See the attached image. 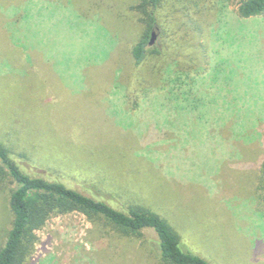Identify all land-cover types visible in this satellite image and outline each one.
<instances>
[{
  "label": "rangeland",
  "instance_id": "374dc122",
  "mask_svg": "<svg viewBox=\"0 0 264 264\" xmlns=\"http://www.w3.org/2000/svg\"><path fill=\"white\" fill-rule=\"evenodd\" d=\"M136 3L0 0V141L27 174L115 208L133 191L210 264H264V196L241 170L214 172L231 152L217 124L235 108L264 123V15L238 17L239 0H164L158 52L136 65ZM0 176L1 247L15 185ZM91 228L80 212L51 216L25 264H106L96 252L111 237ZM144 240L155 233L134 247Z\"/></svg>",
  "mask_w": 264,
  "mask_h": 264
},
{
  "label": "trees",
  "instance_id": "16d2710c",
  "mask_svg": "<svg viewBox=\"0 0 264 264\" xmlns=\"http://www.w3.org/2000/svg\"><path fill=\"white\" fill-rule=\"evenodd\" d=\"M163 1L137 0L134 6L143 25L141 35L130 50L136 65L158 52L156 48H149L148 42L156 25L157 10ZM236 13L244 19L264 15V0H239ZM235 109L232 116L217 124L219 134L229 143L231 152L219 157L214 172L219 173L228 167L234 172L243 171L245 185L252 184V195L259 199L260 194L264 196V123L252 127L242 119L238 121V110ZM0 162V175L6 174L15 185L9 194L12 220L5 242L0 247V264H25L37 241L35 231L43 227L51 216L71 212L86 216L92 224L88 232L94 235V239L111 237L108 246L102 252H96L97 258H103L106 264H210L182 244L180 233L172 221L157 213L150 204L141 202L133 191H129L131 196L125 202H121V208H115L104 199L83 194L61 181L27 174L1 141ZM146 229L155 233L156 240H144L135 248L134 244L144 238ZM118 246L121 255L128 257L116 254Z\"/></svg>",
  "mask_w": 264,
  "mask_h": 264
},
{
  "label": "water",
  "instance_id": "95a60500",
  "mask_svg": "<svg viewBox=\"0 0 264 264\" xmlns=\"http://www.w3.org/2000/svg\"><path fill=\"white\" fill-rule=\"evenodd\" d=\"M154 38H155V31L154 29L151 31V34H150V39H149V42H148V45H152L153 41H154Z\"/></svg>",
  "mask_w": 264,
  "mask_h": 264
}]
</instances>
